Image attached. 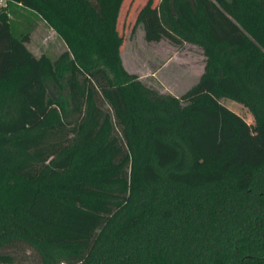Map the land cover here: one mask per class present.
<instances>
[{"label":"trees","instance_id":"obj_1","mask_svg":"<svg viewBox=\"0 0 264 264\" xmlns=\"http://www.w3.org/2000/svg\"><path fill=\"white\" fill-rule=\"evenodd\" d=\"M124 2L0 7V264H264V159L217 155L221 100L264 129V0H148L136 25L206 57L182 97L124 67ZM25 11L65 43L55 61Z\"/></svg>","mask_w":264,"mask_h":264},{"label":"rangeland","instance_id":"obj_2","mask_svg":"<svg viewBox=\"0 0 264 264\" xmlns=\"http://www.w3.org/2000/svg\"><path fill=\"white\" fill-rule=\"evenodd\" d=\"M160 0H153V7ZM148 0H125L118 23V31L124 38L121 57L126 70L139 76L149 88L161 94L176 97L186 95L195 87L204 73L206 57L200 47L181 44L167 35H155L154 17L136 25L137 16ZM33 23L28 49L36 56L42 55L55 61L67 47L62 39L43 20L25 11ZM200 90H205L202 87ZM224 113L221 142L217 155L233 147L234 155L226 166L259 164L264 159V129L258 128L248 109L230 99L221 100ZM235 121L240 129L236 137ZM19 264H40L39 256L31 249L12 250Z\"/></svg>","mask_w":264,"mask_h":264},{"label":"built area","instance_id":"obj_3","mask_svg":"<svg viewBox=\"0 0 264 264\" xmlns=\"http://www.w3.org/2000/svg\"><path fill=\"white\" fill-rule=\"evenodd\" d=\"M10 0H0V7H7Z\"/></svg>","mask_w":264,"mask_h":264},{"label":"crops","instance_id":"obj_4","mask_svg":"<svg viewBox=\"0 0 264 264\" xmlns=\"http://www.w3.org/2000/svg\"><path fill=\"white\" fill-rule=\"evenodd\" d=\"M54 31V30H53ZM55 32V31H54ZM184 45H186V44H184Z\"/></svg>","mask_w":264,"mask_h":264}]
</instances>
